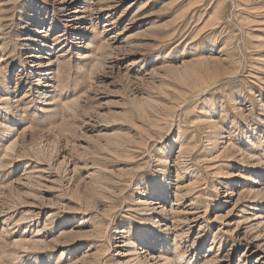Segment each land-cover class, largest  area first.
Listing matches in <instances>:
<instances>
[{
	"label": "rangeland",
	"instance_id": "1",
	"mask_svg": "<svg viewBox=\"0 0 264 264\" xmlns=\"http://www.w3.org/2000/svg\"><path fill=\"white\" fill-rule=\"evenodd\" d=\"M0 264H264V0H0Z\"/></svg>",
	"mask_w": 264,
	"mask_h": 264
}]
</instances>
